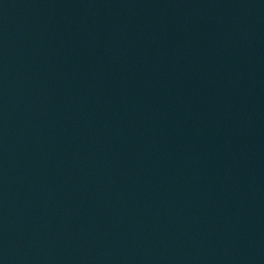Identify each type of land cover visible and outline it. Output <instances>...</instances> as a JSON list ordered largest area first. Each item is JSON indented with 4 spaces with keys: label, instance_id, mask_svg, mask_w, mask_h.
Returning a JSON list of instances; mask_svg holds the SVG:
<instances>
[{
    "label": "water",
    "instance_id": "95a60500",
    "mask_svg": "<svg viewBox=\"0 0 264 264\" xmlns=\"http://www.w3.org/2000/svg\"><path fill=\"white\" fill-rule=\"evenodd\" d=\"M0 264H264V0H0Z\"/></svg>",
    "mask_w": 264,
    "mask_h": 264
}]
</instances>
